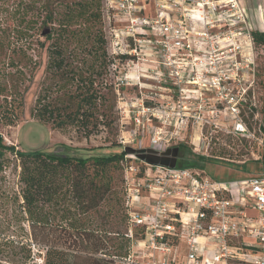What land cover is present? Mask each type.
Masks as SVG:
<instances>
[{
  "label": "rangeland",
  "instance_id": "1",
  "mask_svg": "<svg viewBox=\"0 0 264 264\" xmlns=\"http://www.w3.org/2000/svg\"><path fill=\"white\" fill-rule=\"evenodd\" d=\"M212 2V6L217 8L216 14L208 15V26L197 22V30L209 34L214 41H218V46L223 47L213 53L208 48L209 44L203 45L207 49L206 55H213L212 59L205 58L206 61L218 64L219 57L215 55L221 56L220 53L223 52L230 58L222 65L221 70L228 63L231 65V72L245 67L244 73L239 70V74H245L244 80L240 85L234 86L250 87L246 101L238 104V114L232 113L231 106L226 101H217L211 94L203 95L197 101H181V96L185 97L187 94L170 91L171 81L165 82L161 76L163 66L150 43L154 39L151 38L153 34L140 25L134 27L136 32L126 30L130 22L117 11L115 0H105V31L109 41V54L115 59L109 79L117 89L116 101H108L115 106L114 127L102 126L100 135L86 139L73 128L58 130L51 124L35 119L32 109L45 76L47 55L33 46L29 53L38 61V68L33 69L26 60L18 67H7L11 57L10 50L0 63V135L4 144L25 153L72 156L120 153L125 147L128 150V156L123 162L125 175L128 166L140 169L146 167L144 163L148 161L143 157L139 158V150L143 151H139L142 156L148 154L162 157V161L165 159L163 164L157 163L156 166H164L166 163L177 165L174 149L184 143L189 156L205 157L204 160L187 159L192 162L186 163L197 165L190 168L205 170L215 181L234 182L264 177V46L250 41L249 32L252 33L253 30L245 22H241L239 13L244 8L243 0ZM138 4L142 6V0ZM152 4V9L143 11L141 16L147 19L156 17L157 10ZM147 5L149 6V1ZM14 6L15 0H0V17L7 18L8 25L17 24L14 18L16 15L11 11ZM229 44L233 45L228 47ZM214 47L217 48V45ZM247 65L249 69L246 68ZM196 97H199L198 94ZM155 136L160 137L157 143L153 142ZM113 143L118 146H113ZM72 172L69 175L73 183H67L60 190L69 189V195L73 196V189L77 191L74 183L81 180L86 182L85 188L92 192L84 200L87 206L90 205L87 209L90 213L86 227L89 230H102L105 259H115L114 264L157 262L159 252L155 253L148 243L139 245L140 243L131 242L126 259L112 255L113 247L123 243L122 235L115 232L130 233L126 221V208L128 213L130 208L126 204L123 208L121 170L113 174L111 188H107L102 181V189L97 180L82 179V171ZM20 173L21 160L9 150L0 152V263L44 264L43 249H39L32 240L27 216L21 208ZM88 173L93 176L91 171ZM123 182L125 189V180ZM78 187L82 188L83 185ZM149 203L146 200L145 204ZM140 209L135 206L131 210L142 213ZM55 225H60L59 221ZM49 230L48 225L41 228L44 233ZM52 231L54 230L50 232ZM137 233L141 234L135 229L134 236ZM54 236L57 235H50V239ZM135 238H138L137 235ZM172 243L178 246L176 253L180 264L188 250L177 239H173ZM232 244L237 245L235 242Z\"/></svg>",
  "mask_w": 264,
  "mask_h": 264
},
{
  "label": "trees",
  "instance_id": "2",
  "mask_svg": "<svg viewBox=\"0 0 264 264\" xmlns=\"http://www.w3.org/2000/svg\"><path fill=\"white\" fill-rule=\"evenodd\" d=\"M11 11L16 15L17 24L8 25V19L0 17V63L10 50L7 67H18L26 60L36 69L39 63L29 53L33 46L47 55L45 76L32 109L33 117L51 124L54 129L73 128L86 139L100 135L102 126L113 128L115 106L108 101H116L117 89L109 79L115 59L109 54L105 31V0H15ZM251 34L256 45L264 46L263 32L252 31ZM113 146L118 144L113 143ZM4 150L13 152L21 160V208L27 216L32 240L43 249L44 264H114L115 259L108 261L103 255L102 230L86 227L90 205L84 200L92 193L85 188L86 182L74 183L77 191L73 189V196L69 195V189L62 191L60 188L73 183L71 171H82L80 177L84 180H97L100 189L102 181L111 188L113 174L121 170L124 208L123 162L128 150L123 147L120 153L83 156L25 153L5 145L0 135V152ZM174 150L177 165L166 163L164 166L196 167V163L186 161L205 158L189 156L184 143ZM139 151V158L146 159V163L165 162L162 157L142 156ZM126 213L128 223L127 208ZM56 221L60 225H55ZM46 225L50 227L48 233L41 231ZM115 233L122 235L123 243L113 247L112 255L126 259L132 239L128 232ZM50 235L57 236L50 239ZM136 235V239H143V232Z\"/></svg>",
  "mask_w": 264,
  "mask_h": 264
},
{
  "label": "built area",
  "instance_id": "3",
  "mask_svg": "<svg viewBox=\"0 0 264 264\" xmlns=\"http://www.w3.org/2000/svg\"><path fill=\"white\" fill-rule=\"evenodd\" d=\"M139 1L115 0V7L130 22L126 30L136 32L134 27L140 25L153 34L150 43L163 66V80L171 81L169 90L187 94L181 101H197L211 94L217 101H226L232 113L238 114V104L246 101L250 87L234 86L244 80L245 74H239V70L244 73L245 67L231 72L228 63L221 70L230 58L223 52L215 55L218 64L206 61L213 55L207 56L203 45L209 44L213 53L223 47L197 30V22L208 26V15L216 14L212 0H142V6ZM151 4L157 15L144 18L141 13L152 9ZM239 16L251 29L245 8L240 9ZM249 38L254 41L251 32ZM159 139L155 136L153 142ZM144 164L142 169L132 165L125 169L128 236L132 242L148 243L155 253L159 252V260L152 264H178V246L173 239L183 242L188 250L180 264H264V177L220 182L205 170ZM135 206L142 213L131 210ZM135 229L143 232V239L135 238Z\"/></svg>",
  "mask_w": 264,
  "mask_h": 264
},
{
  "label": "crops",
  "instance_id": "4",
  "mask_svg": "<svg viewBox=\"0 0 264 264\" xmlns=\"http://www.w3.org/2000/svg\"><path fill=\"white\" fill-rule=\"evenodd\" d=\"M243 4L251 29L264 33V0H243Z\"/></svg>",
  "mask_w": 264,
  "mask_h": 264
}]
</instances>
